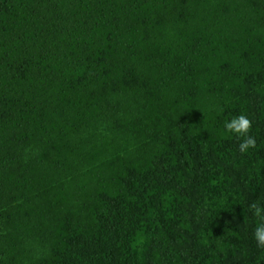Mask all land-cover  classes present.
<instances>
[{"label":"trees","instance_id":"16d2710c","mask_svg":"<svg viewBox=\"0 0 264 264\" xmlns=\"http://www.w3.org/2000/svg\"><path fill=\"white\" fill-rule=\"evenodd\" d=\"M253 202L264 0H0V264H264Z\"/></svg>","mask_w":264,"mask_h":264},{"label":"clouds","instance_id":"9594fccd","mask_svg":"<svg viewBox=\"0 0 264 264\" xmlns=\"http://www.w3.org/2000/svg\"><path fill=\"white\" fill-rule=\"evenodd\" d=\"M252 121L247 114L241 112L223 122V133L235 134L240 140L238 149L240 153H247L249 149L256 147V139L250 135ZM252 215L256 220L255 227L252 230V237L256 242L257 248H264V206L257 202L248 205Z\"/></svg>","mask_w":264,"mask_h":264}]
</instances>
